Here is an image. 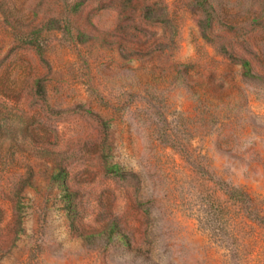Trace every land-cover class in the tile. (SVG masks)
I'll use <instances>...</instances> for the list:
<instances>
[{"label":"rangeland","instance_id":"374dc122","mask_svg":"<svg viewBox=\"0 0 264 264\" xmlns=\"http://www.w3.org/2000/svg\"><path fill=\"white\" fill-rule=\"evenodd\" d=\"M229 189L264 213V0H0V264H235Z\"/></svg>","mask_w":264,"mask_h":264},{"label":"trees","instance_id":"16d2710c","mask_svg":"<svg viewBox=\"0 0 264 264\" xmlns=\"http://www.w3.org/2000/svg\"><path fill=\"white\" fill-rule=\"evenodd\" d=\"M226 194L237 206L239 211L237 215L240 220L256 228L255 233H252L246 242L232 247L230 254L234 263L240 264L247 261L249 264H264V257H262L264 255V213L256 208L255 200L247 192L240 189H229ZM236 235L243 238L246 234L243 230H239ZM259 237L263 238L261 242H258ZM247 250V254L243 255L242 251Z\"/></svg>","mask_w":264,"mask_h":264}]
</instances>
